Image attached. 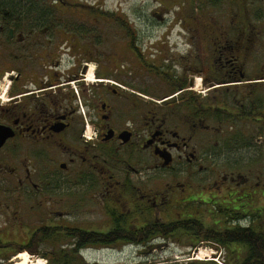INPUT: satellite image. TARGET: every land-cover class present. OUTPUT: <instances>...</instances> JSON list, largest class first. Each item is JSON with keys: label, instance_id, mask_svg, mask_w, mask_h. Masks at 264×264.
<instances>
[{"label": "flooded vegetation", "instance_id": "flooded-vegetation-1", "mask_svg": "<svg viewBox=\"0 0 264 264\" xmlns=\"http://www.w3.org/2000/svg\"><path fill=\"white\" fill-rule=\"evenodd\" d=\"M174 1L171 23L178 33L159 36L161 42L150 47L153 62L137 44L143 36L131 34L125 20H115L124 32L117 38L102 33L98 20L0 14V61H10V68L0 69V91L4 74L11 83L0 95V125L13 134L0 152L11 148L12 156L21 152L29 163L46 154L55 172L76 163L74 184L93 192L92 201L100 187L109 195L123 186L118 204L129 215L139 212L129 224L142 228L192 218L197 203L219 211L229 205L235 214L241 202L256 203L258 182L242 171L257 155L249 141L264 137V0H199L204 19L192 16L194 0ZM155 16L165 22V15ZM111 18L101 19L107 31ZM132 72L131 82L121 77ZM147 74L170 94L149 93ZM199 84L203 99L195 96ZM247 155L252 159L244 161ZM116 169L121 180L110 174ZM195 169L214 176L203 197L191 183L174 180ZM0 172L14 176L17 168ZM148 172L167 177L148 182ZM31 175L26 168L24 182L35 188ZM156 240L126 244L151 248Z\"/></svg>", "mask_w": 264, "mask_h": 264}, {"label": "rangeland", "instance_id": "rangeland-1", "mask_svg": "<svg viewBox=\"0 0 264 264\" xmlns=\"http://www.w3.org/2000/svg\"><path fill=\"white\" fill-rule=\"evenodd\" d=\"M39 5L40 9H49L48 17L51 19H92L99 21V28L102 33L123 35V30L119 27V24L114 20L113 27L107 31L104 22L101 19H108V17L102 12H109L113 14L116 18H121L129 23L132 34L142 35L145 41L138 42L137 44L141 48L142 54L149 57L151 62L154 61V56L156 55L155 49H150L152 45L156 46L159 40V36L162 35H174L178 33V28H174L173 20L174 17V0H35ZM23 3V0H20ZM65 4V5H62ZM199 0H194V11L193 17L199 18L202 7ZM165 15V22H158L155 14ZM198 14V15H197ZM218 16V11L215 13ZM113 19V18H111ZM201 19V20H202ZM198 20V19H195ZM113 21V20H112ZM90 23V22H89ZM108 23V22H107ZM201 29L196 28L195 34ZM201 31V30H200ZM202 32V31H201ZM118 38V37H117ZM175 38H170V44L175 41ZM146 44V49H143V45ZM165 45V44H163ZM133 65L136 66L131 58ZM148 59V58H147ZM5 61L1 65L5 70L10 68L7 59H1ZM0 61V62H1ZM7 61V63H6ZM157 64V63H156ZM6 72V71H5ZM9 73V71H7ZM8 74H4V79L1 81L2 89L0 95L9 91L11 86ZM121 77L128 82L132 81L133 72L129 75L124 74ZM198 81L202 78L198 75ZM117 83V82H116ZM159 81L156 77L151 75H146V86L149 93H156L161 97L170 94L167 92L168 87ZM123 86V84H121ZM197 91L195 96H200L203 99L204 88L200 84L197 86ZM2 92V93H1ZM3 106L7 104L8 98L5 96L3 99ZM159 102V101H158ZM1 105V100H0ZM159 106V105H158ZM227 127L230 125H226ZM225 128V127H224ZM223 129V128H222ZM258 134L252 138L249 142L256 147L255 153L256 159L253 161V166L247 165L243 167L242 174L245 176H252L255 182H258L259 190L263 194L264 190V137L259 138ZM264 136V134L262 133ZM250 136V135H249ZM237 135H230L227 137L234 138ZM259 139H256V138ZM219 140V138H218ZM219 141L221 143L223 142ZM247 140V139H245ZM239 143L243 141L238 140ZM218 144V146H219ZM219 146V147H220ZM214 145L208 146L209 151L214 149ZM219 152V148H215ZM30 157V156H29ZM35 157V156H34ZM225 157V156H224ZM243 163L244 156H240ZM46 154H41L39 157L33 158V161L29 163L25 160V156L20 152L17 157L12 156L11 148H6L0 152V167L17 168V174L12 176L9 173L0 172V239L3 241H13L21 244L26 243V241L33 235V232L37 228L42 226L48 227H78L80 229L105 231L108 227L109 217L108 209L118 212L125 213L127 210L123 208L120 204L124 202L121 195H125L123 186L119 189L114 190V193L106 194L104 190L99 188V196L97 200L92 201L90 195L93 192L87 190L86 187H81L80 185L74 184L73 170L76 167L75 164H69L64 161L62 157L59 161H64L68 164L70 170L57 171V165L55 162H51ZM221 159H224L220 157ZM249 156L245 157L244 161H249ZM207 165L210 166L207 161ZM28 168L31 172L32 183L36 185L35 188L32 185L25 184V169ZM221 167L220 169H222ZM253 170L251 171V169ZM211 170L207 173H201L197 169L190 171L189 176L179 175L174 178L175 181L180 183L189 182L194 187L202 192L204 187L211 185L214 180V176L210 174ZM111 175H114V179L121 180L123 178V172L116 170L110 171ZM148 182H155L158 180H165L164 175L156 176L150 172L147 173ZM19 180L22 183H19ZM202 192L201 197L204 196ZM260 195V194H259ZM207 196H209L207 194ZM258 196L257 204L258 206L264 205V200H260ZM118 202L120 204H118ZM197 205V204H195ZM206 206L203 207L194 206V209H199L202 212L210 211L211 213L202 216V219L206 223H211L213 217L216 214H212L213 210ZM180 210V209H179ZM180 212H182L180 210ZM180 219V216L174 215V220ZM131 223L136 221L130 218ZM72 240H63L58 245H62V248L71 247ZM191 241L185 237H171V238H157L156 244L149 247H140L135 245L118 244L111 247H98L90 248L83 252V258L87 264H174L176 262L182 263L186 261H217L220 263L222 259L226 256L227 252L222 253L216 251V249L210 247L206 243H200L197 247H190L188 242ZM73 242V241H72ZM55 247L50 244L41 243L38 247L41 254H49L53 252ZM22 255L23 260H20V264H47L44 258L33 256L28 252L18 253L11 256L10 259L5 262V264H16L18 260L16 257ZM3 261L0 260V264Z\"/></svg>", "mask_w": 264, "mask_h": 264}, {"label": "trees", "instance_id": "trees-1", "mask_svg": "<svg viewBox=\"0 0 264 264\" xmlns=\"http://www.w3.org/2000/svg\"><path fill=\"white\" fill-rule=\"evenodd\" d=\"M49 9H40L35 0H0V14L10 18H47ZM121 24H126L121 18L111 16ZM132 34V30L130 29ZM258 196L264 200V190ZM214 201L211 200V203ZM236 206V214L227 205V210L213 209L211 223H206L202 216L210 211L202 212L196 209L192 218L160 225H147L142 228L139 225H130V218L139 217L108 209V227L105 231L86 233L73 227H46L37 228L33 235L21 244L0 239V260L5 264L11 256L28 252L33 256L44 258L47 264H87L81 255L86 248L111 247L118 244L134 242L145 244L151 238L185 237L191 241L190 247L206 243L216 251L227 252L220 263L217 261H186L174 264H264V205L256 203H240ZM197 207L199 204L197 203ZM239 212V213H238ZM63 240H72L71 247L62 248L58 245ZM41 243H47L55 248L49 254H41L38 247ZM196 246V247H197ZM143 247V246H140Z\"/></svg>", "mask_w": 264, "mask_h": 264}, {"label": "water", "instance_id": "water-1", "mask_svg": "<svg viewBox=\"0 0 264 264\" xmlns=\"http://www.w3.org/2000/svg\"><path fill=\"white\" fill-rule=\"evenodd\" d=\"M13 137L11 129L9 127L0 125V148L5 144V142ZM64 168V166H62Z\"/></svg>", "mask_w": 264, "mask_h": 264}, {"label": "bare ground", "instance_id": "bare-ground-1", "mask_svg": "<svg viewBox=\"0 0 264 264\" xmlns=\"http://www.w3.org/2000/svg\"><path fill=\"white\" fill-rule=\"evenodd\" d=\"M23 259H24V257H23L22 255L19 254V256L16 257V260H18V261L16 262V264H20V263H19L20 260H23ZM24 263H25V260H24ZM24 263H22V264H24Z\"/></svg>", "mask_w": 264, "mask_h": 264}]
</instances>
